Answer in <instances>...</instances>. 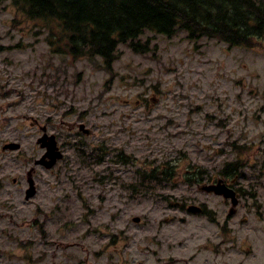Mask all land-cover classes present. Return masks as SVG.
Returning a JSON list of instances; mask_svg holds the SVG:
<instances>
[{
  "label": "rangeland",
  "instance_id": "374dc122",
  "mask_svg": "<svg viewBox=\"0 0 264 264\" xmlns=\"http://www.w3.org/2000/svg\"><path fill=\"white\" fill-rule=\"evenodd\" d=\"M58 33L0 3V264H264V43L146 32L150 50L120 45L108 70L54 52ZM42 127L64 157L35 166L27 200ZM219 179L240 192L233 219L201 189Z\"/></svg>",
  "mask_w": 264,
  "mask_h": 264
},
{
  "label": "trees",
  "instance_id": "16d2710c",
  "mask_svg": "<svg viewBox=\"0 0 264 264\" xmlns=\"http://www.w3.org/2000/svg\"><path fill=\"white\" fill-rule=\"evenodd\" d=\"M11 1L29 19L58 25L59 39L49 37L54 52L91 61L100 58L108 70L120 45L133 52H148L150 41L142 40L146 32L170 38L183 31L193 42L206 38L229 48H254L264 43V0ZM230 166L227 164L225 177ZM148 176L167 180L172 170L167 165Z\"/></svg>",
  "mask_w": 264,
  "mask_h": 264
},
{
  "label": "water",
  "instance_id": "95a60500",
  "mask_svg": "<svg viewBox=\"0 0 264 264\" xmlns=\"http://www.w3.org/2000/svg\"><path fill=\"white\" fill-rule=\"evenodd\" d=\"M81 129L84 130L85 133H90L89 129H86L84 124L80 125ZM38 142L42 144V147L47 148L46 153L36 161V164H42L46 168H52L55 166L57 161L63 157L62 152L59 150V147L57 145V140L54 135L48 136L45 134L43 137H41ZM21 147V144L16 142L7 143L3 146V150H17ZM29 189L26 192V199L29 200L33 198L37 194V187L35 185V179L33 178L32 172H29ZM203 191L206 192H214L217 195H222L226 199H231L233 206H237L239 204V198L236 194V192L228 186L224 180H219L217 183L207 184L201 187ZM202 207L198 205H191L188 207V211L190 212H202ZM234 212V208L231 209V214ZM136 222L140 221L139 217H136L134 219Z\"/></svg>",
  "mask_w": 264,
  "mask_h": 264
},
{
  "label": "flooded vegetation",
  "instance_id": "af4514ba",
  "mask_svg": "<svg viewBox=\"0 0 264 264\" xmlns=\"http://www.w3.org/2000/svg\"><path fill=\"white\" fill-rule=\"evenodd\" d=\"M81 123H84V122H81ZM81 123H79L78 124V128H79V131L80 132H82V130H81V127H80V124ZM77 125V124H76ZM74 127H76V126H74ZM42 131H43V134L45 135V134H48V132H47V127H42ZM71 131V133L73 132V130H70ZM42 134V135H43ZM49 135V134H48ZM56 138H57V136H56ZM57 140H58V138H57ZM58 143H59V140H58ZM41 146H42V144H41ZM60 146V145H59ZM43 148V147H42ZM61 148V147H60ZM44 150H45V152H46V149L44 148ZM45 152L41 155V156H39V157H42L44 154H45ZM35 160H37V159H35ZM35 160H34V162H35ZM38 167H43V168H45L42 164L41 165H39ZM47 169V168H46ZM30 171H32L33 172V174L36 172V170H35V168L34 167H31L30 169H28L27 171H26V180H27V174L30 172ZM238 172V169H237V167H236V165H234V164H232L231 165V167H230V170H229V176H228V179L230 178V179H232V178H234V177H236V173ZM14 182L15 183H18L19 181H18V179L17 178H15L14 179ZM229 184V186L236 192V194L239 196V198H240V192H239V190L237 189V187H236V183H235V181H234V179L231 181V183H228ZM234 208V212L232 213V214H230V216H229V218L230 219H233L235 216H236V214H237V210H236V208L237 207H233Z\"/></svg>",
  "mask_w": 264,
  "mask_h": 264
}]
</instances>
